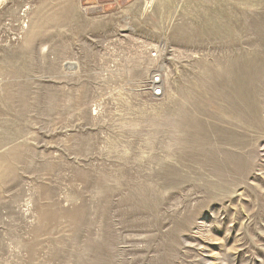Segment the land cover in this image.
Returning <instances> with one entry per match:
<instances>
[{"label": "rangeland", "instance_id": "obj_1", "mask_svg": "<svg viewBox=\"0 0 264 264\" xmlns=\"http://www.w3.org/2000/svg\"><path fill=\"white\" fill-rule=\"evenodd\" d=\"M0 264H264V0H0Z\"/></svg>", "mask_w": 264, "mask_h": 264}, {"label": "built area", "instance_id": "obj_2", "mask_svg": "<svg viewBox=\"0 0 264 264\" xmlns=\"http://www.w3.org/2000/svg\"><path fill=\"white\" fill-rule=\"evenodd\" d=\"M152 56L156 57L157 53H153ZM150 72L139 84L140 88L146 91L152 98H160L165 91V81L161 70H154Z\"/></svg>", "mask_w": 264, "mask_h": 264}, {"label": "bare ground", "instance_id": "obj_3", "mask_svg": "<svg viewBox=\"0 0 264 264\" xmlns=\"http://www.w3.org/2000/svg\"><path fill=\"white\" fill-rule=\"evenodd\" d=\"M251 73V72H250ZM250 73L249 72H247V79L249 78L250 79Z\"/></svg>", "mask_w": 264, "mask_h": 264}]
</instances>
